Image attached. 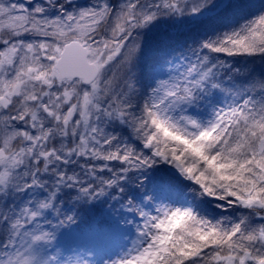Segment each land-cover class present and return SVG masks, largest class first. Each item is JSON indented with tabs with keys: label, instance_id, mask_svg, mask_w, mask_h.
<instances>
[{
	"label": "snow or ice",
	"instance_id": "obj_1",
	"mask_svg": "<svg viewBox=\"0 0 264 264\" xmlns=\"http://www.w3.org/2000/svg\"><path fill=\"white\" fill-rule=\"evenodd\" d=\"M0 264H264V0H0Z\"/></svg>",
	"mask_w": 264,
	"mask_h": 264
},
{
	"label": "rangeland",
	"instance_id": "obj_2",
	"mask_svg": "<svg viewBox=\"0 0 264 264\" xmlns=\"http://www.w3.org/2000/svg\"><path fill=\"white\" fill-rule=\"evenodd\" d=\"M100 218H102L103 219V217H102V215L100 216ZM81 227H82V225H81ZM67 235V234H66ZM61 242L63 243V242H65V237H62L61 238ZM77 243H79L81 246H83V247H87V246H90L92 243H93V241H91V240H89V239H82V240H79V241H77ZM117 242H113V247L115 246V244H116ZM99 258V257H98Z\"/></svg>",
	"mask_w": 264,
	"mask_h": 264
},
{
	"label": "trees",
	"instance_id": "obj_3",
	"mask_svg": "<svg viewBox=\"0 0 264 264\" xmlns=\"http://www.w3.org/2000/svg\"><path fill=\"white\" fill-rule=\"evenodd\" d=\"M101 209L99 208V207H97V209L93 212V218H96V219H99V220H101V222H102V218H100V216H101Z\"/></svg>",
	"mask_w": 264,
	"mask_h": 264
},
{
	"label": "water",
	"instance_id": "obj_4",
	"mask_svg": "<svg viewBox=\"0 0 264 264\" xmlns=\"http://www.w3.org/2000/svg\"><path fill=\"white\" fill-rule=\"evenodd\" d=\"M82 2H83V0H82Z\"/></svg>",
	"mask_w": 264,
	"mask_h": 264
}]
</instances>
